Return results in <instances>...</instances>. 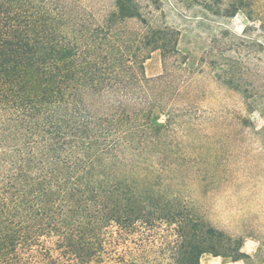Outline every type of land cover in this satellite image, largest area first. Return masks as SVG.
<instances>
[{
	"label": "trees",
	"instance_id": "1",
	"mask_svg": "<svg viewBox=\"0 0 264 264\" xmlns=\"http://www.w3.org/2000/svg\"><path fill=\"white\" fill-rule=\"evenodd\" d=\"M230 8L264 30V0ZM135 19L133 0L100 19L73 0H0V264L251 260L173 195L190 175L213 187L217 167L177 129L179 32ZM155 52L164 73L148 77Z\"/></svg>",
	"mask_w": 264,
	"mask_h": 264
},
{
	"label": "rangeland",
	"instance_id": "2",
	"mask_svg": "<svg viewBox=\"0 0 264 264\" xmlns=\"http://www.w3.org/2000/svg\"><path fill=\"white\" fill-rule=\"evenodd\" d=\"M73 1L80 3L90 16L100 19L115 10L117 0ZM133 1L138 6L140 20L146 24L135 19L129 22L130 28L169 27L179 32L180 60L168 62L180 89L175 108L187 115L177 129L194 128L199 132L206 151L202 160L217 167L210 171L216 175L217 184L228 178L237 161L245 162L252 174L261 170L264 166V30L260 23L250 21L242 10L229 17L232 0ZM163 64L160 52L153 53L145 63L147 76L163 74ZM154 118L164 122L161 114H155ZM258 137L260 148L253 150L251 142ZM206 174V170H201L198 175ZM243 251L251 260L236 263L205 254L201 264H264V245L257 246L256 240L245 239Z\"/></svg>",
	"mask_w": 264,
	"mask_h": 264
},
{
	"label": "clouds",
	"instance_id": "3",
	"mask_svg": "<svg viewBox=\"0 0 264 264\" xmlns=\"http://www.w3.org/2000/svg\"><path fill=\"white\" fill-rule=\"evenodd\" d=\"M260 144L258 137L251 147L257 150ZM173 195L215 231L264 245V166L252 174L245 162L237 161L227 179L207 190L190 175Z\"/></svg>",
	"mask_w": 264,
	"mask_h": 264
},
{
	"label": "crops",
	"instance_id": "4",
	"mask_svg": "<svg viewBox=\"0 0 264 264\" xmlns=\"http://www.w3.org/2000/svg\"><path fill=\"white\" fill-rule=\"evenodd\" d=\"M237 263V262H236Z\"/></svg>",
	"mask_w": 264,
	"mask_h": 264
}]
</instances>
